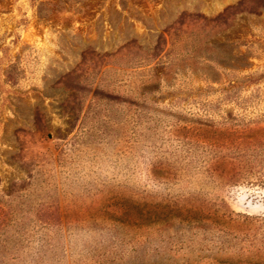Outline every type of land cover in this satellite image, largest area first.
Instances as JSON below:
<instances>
[{
  "label": "rangeland",
  "instance_id": "374dc122",
  "mask_svg": "<svg viewBox=\"0 0 264 264\" xmlns=\"http://www.w3.org/2000/svg\"><path fill=\"white\" fill-rule=\"evenodd\" d=\"M0 264H264V0H0Z\"/></svg>",
  "mask_w": 264,
  "mask_h": 264
},
{
  "label": "trees",
  "instance_id": "16d2710c",
  "mask_svg": "<svg viewBox=\"0 0 264 264\" xmlns=\"http://www.w3.org/2000/svg\"><path fill=\"white\" fill-rule=\"evenodd\" d=\"M228 172H225V174L224 175H226Z\"/></svg>",
  "mask_w": 264,
  "mask_h": 264
}]
</instances>
